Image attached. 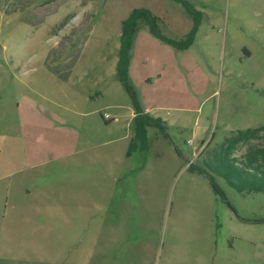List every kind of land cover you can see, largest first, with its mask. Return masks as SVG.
Segmentation results:
<instances>
[{
  "label": "rangeland",
  "instance_id": "rangeland-1",
  "mask_svg": "<svg viewBox=\"0 0 264 264\" xmlns=\"http://www.w3.org/2000/svg\"><path fill=\"white\" fill-rule=\"evenodd\" d=\"M191 1L190 48L147 27L133 44L130 76L168 135L150 127L128 155L122 22L148 9L180 39L192 18L173 0H0V264H264V193L215 176L218 193L189 168L264 125V0Z\"/></svg>",
  "mask_w": 264,
  "mask_h": 264
},
{
  "label": "trees",
  "instance_id": "trees-1",
  "mask_svg": "<svg viewBox=\"0 0 264 264\" xmlns=\"http://www.w3.org/2000/svg\"><path fill=\"white\" fill-rule=\"evenodd\" d=\"M173 1L180 4L193 20L191 32L183 38L174 39L167 36L161 27L162 20L148 9H135L122 22L121 48L116 75L129 95L135 111L132 123L135 135L129 144L128 155L139 148L147 147V133L150 127H156L164 136L168 135L166 121L153 116L143 107L140 91L129 73L132 48L139 31L147 27L152 35L171 45L174 49L186 50L194 43L203 18L202 11L197 9L193 1ZM65 21L66 19L62 23L65 24ZM64 78L67 77L64 76ZM263 131L264 125L238 129L227 136L218 146L206 150L201 162L190 163L189 168L207 176L218 193H221V190L215 181V176L222 177L229 186L238 192L264 193V147L251 145V141L258 138ZM242 144H249V146L242 156H236V150Z\"/></svg>",
  "mask_w": 264,
  "mask_h": 264
},
{
  "label": "built area",
  "instance_id": "built-area-1",
  "mask_svg": "<svg viewBox=\"0 0 264 264\" xmlns=\"http://www.w3.org/2000/svg\"><path fill=\"white\" fill-rule=\"evenodd\" d=\"M104 118H106V119H110V115L109 114H104ZM192 140H190V142H191Z\"/></svg>",
  "mask_w": 264,
  "mask_h": 264
},
{
  "label": "crops",
  "instance_id": "crops-1",
  "mask_svg": "<svg viewBox=\"0 0 264 264\" xmlns=\"http://www.w3.org/2000/svg\"><path fill=\"white\" fill-rule=\"evenodd\" d=\"M146 110L148 111L149 109H148V107H146ZM2 152V150L0 149V153ZM1 164V163H0Z\"/></svg>",
  "mask_w": 264,
  "mask_h": 264
}]
</instances>
